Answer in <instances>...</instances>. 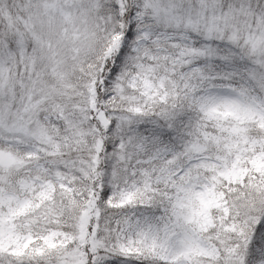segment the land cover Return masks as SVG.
Listing matches in <instances>:
<instances>
[{"label":"snow or ice","instance_id":"obj_1","mask_svg":"<svg viewBox=\"0 0 264 264\" xmlns=\"http://www.w3.org/2000/svg\"><path fill=\"white\" fill-rule=\"evenodd\" d=\"M0 264H264V0H0Z\"/></svg>","mask_w":264,"mask_h":264}]
</instances>
